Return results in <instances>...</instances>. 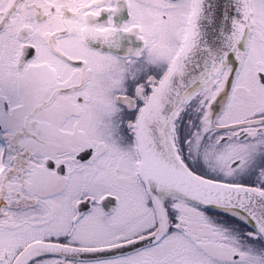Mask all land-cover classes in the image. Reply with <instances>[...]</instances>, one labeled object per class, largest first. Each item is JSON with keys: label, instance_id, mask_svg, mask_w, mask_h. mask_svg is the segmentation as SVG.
I'll return each mask as SVG.
<instances>
[{"label": "snow or ice", "instance_id": "6c2138e0", "mask_svg": "<svg viewBox=\"0 0 264 264\" xmlns=\"http://www.w3.org/2000/svg\"><path fill=\"white\" fill-rule=\"evenodd\" d=\"M0 264H264V0H0Z\"/></svg>", "mask_w": 264, "mask_h": 264}]
</instances>
